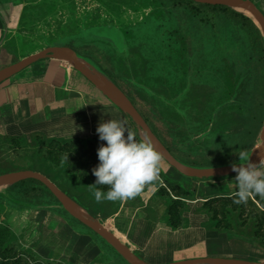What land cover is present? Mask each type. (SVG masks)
I'll return each instance as SVG.
<instances>
[{
  "label": "rangeland",
  "instance_id": "1",
  "mask_svg": "<svg viewBox=\"0 0 264 264\" xmlns=\"http://www.w3.org/2000/svg\"><path fill=\"white\" fill-rule=\"evenodd\" d=\"M12 1L25 4L17 35L19 45L16 42L9 46L16 60L48 47L67 48L69 43L80 50L94 47L100 55L98 64L112 82L122 83L137 94L144 107L187 125V129L195 124L199 104H207V114L208 107L216 106L207 126L196 133L198 138H188L187 134L191 133L174 135V142L182 148L187 149L195 140L205 141L209 146L219 138L224 143L214 150L218 157L229 153L231 158L238 154L242 131L237 130L250 124L251 108L259 99L256 83L260 82L256 76L252 81L249 78L253 51L246 34L243 35L239 28L223 24L206 34H201L198 28L191 41L178 32L176 16L156 0ZM250 1L264 14V0ZM222 104L224 107H220ZM243 116L247 120L242 122ZM216 121L219 125L212 126ZM130 122L125 126L127 131L138 136ZM263 127L264 120L257 132V141L252 136L244 143L247 154L235 165L250 160L262 145ZM139 135L146 138L140 131ZM52 139L57 138L35 132L0 138V175L33 171L36 150L45 149ZM50 167L62 190L98 210L102 218L101 213L107 210L110 201L96 202L91 185L69 176L61 166L51 164ZM160 170L168 179L195 190L193 197L180 198L187 205L180 210L185 219L180 228L175 230L169 226L164 199L156 194L163 187L173 197L160 177L156 185L152 184L139 194L138 200L143 202L141 208H133L138 204L136 199L130 203L121 200L118 214L107 220L93 219L80 210L90 220L116 234L135 256L152 264L165 263L164 259H152L159 247H165L163 255L169 254L220 231L206 212L205 200L197 198L202 189L197 185L199 180L181 176L162 159ZM29 186L0 185V225L13 232L7 241V247L13 251L0 247V263L5 257L19 256L22 264L34 261L41 264H129L107 242L103 243L95 233L56 205L44 188L38 189L32 201L25 200L23 192ZM236 233L254 236L248 228H240Z\"/></svg>",
  "mask_w": 264,
  "mask_h": 264
},
{
  "label": "trees",
  "instance_id": "2",
  "mask_svg": "<svg viewBox=\"0 0 264 264\" xmlns=\"http://www.w3.org/2000/svg\"><path fill=\"white\" fill-rule=\"evenodd\" d=\"M156 1L163 8H166L170 13L176 16L174 20L176 21L178 32L184 39L192 41L193 34L197 32L198 28H200V31H202L201 34H206L208 30L216 29L223 24H228L229 26L234 25L240 29L243 35L244 33L246 34L249 46L253 51V60L251 61V66L249 68V78L252 81L256 76L257 79L260 80L259 83H256L259 99L257 100L256 104H253L254 106L251 108L250 124L244 129L240 128L239 130H237L242 131L241 142L237 145L238 150H236L238 151V154L236 156H232L231 158L228 155L229 153L227 155L223 154V157H218V155L215 154L214 150H216L217 147L221 148V145H223L224 143L219 138H216L215 142H213L209 146H207L208 144L205 141L195 140L193 143H190L188 145L187 149L186 147L182 148V146L179 145L178 142L176 143L173 140L174 135L182 136L185 133H191L187 134L188 138H198L196 133L207 126L210 119V113L215 111L216 106L208 107L207 114L205 110L207 104H199L197 106L199 114L198 116L194 117L195 124L192 128L187 129V125H180L173 120L171 121L168 116L166 117V115L157 112L154 109H148L144 107L135 92H133L131 89H128L117 80L113 79L114 84L139 111L155 136L161 141V143L167 148V150L173 155V157L181 164L189 167L207 168L231 165L239 162L246 156L248 151V148L244 143H247L248 139H251L252 136L254 137V140L257 141V139L255 138H257L258 136L257 132L260 131L264 120V38L259 28L250 18L234 11L229 7L203 5L195 3L191 0ZM71 46L72 45L69 43L67 48L74 50L78 56L93 63L99 68L101 72L106 74L98 64L97 60L99 59L100 55L94 47L86 46L80 50L72 48ZM255 68L257 69V72L255 71ZM220 107H224L223 104ZM217 118L221 117L217 116ZM240 120L243 122L247 120V118L243 116ZM217 125H219L218 121L213 122L212 124V126ZM133 132H135V129L133 130ZM133 134L134 138L138 142L141 141L135 133ZM101 144H106V142L100 141L99 135L85 140H49L45 149L36 150L37 153L35 154L33 159L37 160V162H35V166L32 167V170L43 174L61 189L62 187H60V185L56 183V181L59 180H57V176L55 175V173H52L50 165L54 164L56 166H61V168H63L69 176L77 179L81 183L91 185V193H93L95 190V186L93 185L95 184L97 178L94 176L92 170L99 164L97 149ZM159 177L164 180V182L168 186V189L172 192L171 194L173 195V197H175L173 198L163 187H160L156 192L157 195L161 196L164 199L169 226L172 229L176 230L180 228L183 225V221H185V219H183L181 216L180 210L186 208L187 206L186 202L180 200V198L182 196L193 197L196 193L194 190L185 188L180 183L168 179L161 170L159 173ZM152 184H155V182L145 185L141 192L145 191ZM16 185H30L23 192V197L25 200L32 201V199L36 197L35 193L39 192L38 189L44 188L48 196L53 199V202L56 205H59L52 194L45 188L43 184L38 181L26 180L19 182ZM98 187H100V190L104 193L109 190V187L106 185ZM62 192L68 198L82 207L89 215L97 219L101 218L98 215V210L93 209V207L85 204L76 196L71 195L67 190H62ZM139 194L136 196V198H133L138 201V204L135 207L133 206V208L136 209L143 206V202L138 200ZM197 194L201 195V192H198ZM133 199L126 200L128 201V203H130L133 201ZM234 199L235 197L233 195H230L223 197H214L206 199L204 201V206L207 208L206 212L207 214L209 213L210 219L214 221V227L220 230L219 233L226 232L233 234H239L236 232L240 228H248L249 230L253 231L254 236H247L244 234L239 235L253 238L261 246L264 247V198L258 195H253L247 200L246 203L241 204L234 203ZM121 206V200H118L116 202H108L106 206L107 210L101 213V219L107 220L112 216H116ZM123 207H125V205ZM131 207L132 206H130V208ZM116 229L118 231H121V228L119 226H116ZM10 236H13V232L9 228L0 225V247L9 249L7 247V241ZM102 242L106 244L104 240H102ZM9 251L12 252L13 248H10ZM22 261L23 260H21L19 256H11L3 258L0 264H22ZM31 264L41 263L34 261Z\"/></svg>",
  "mask_w": 264,
  "mask_h": 264
},
{
  "label": "crops",
  "instance_id": "3",
  "mask_svg": "<svg viewBox=\"0 0 264 264\" xmlns=\"http://www.w3.org/2000/svg\"><path fill=\"white\" fill-rule=\"evenodd\" d=\"M24 11L25 4L0 0V65H3L0 71L24 58L16 60L9 47L16 42L19 45L17 35ZM111 119L125 121L126 125L131 123L100 89L72 66L58 60L37 61L0 83V137L35 132L49 138L85 140L99 135L96 132L99 124ZM218 179L199 180L197 185L202 189L197 198L204 201L230 196L237 190L235 177ZM164 251L165 247H159L152 259H164V264L211 257L264 262V247L255 239L226 232L203 238L169 254L163 255ZM243 252L246 255H238Z\"/></svg>",
  "mask_w": 264,
  "mask_h": 264
},
{
  "label": "water",
  "instance_id": "4",
  "mask_svg": "<svg viewBox=\"0 0 264 264\" xmlns=\"http://www.w3.org/2000/svg\"><path fill=\"white\" fill-rule=\"evenodd\" d=\"M198 4L209 5V6H225L239 12L237 9H244L245 11L251 13L255 20L251 19L254 24L259 28L263 38H264V14L256 7V5L250 0H191ZM241 13V12H239ZM243 14V13H241ZM245 15V14H243ZM246 16V15H245ZM248 17V16H246ZM249 18V17H248ZM43 59H53L69 64L75 70H77L82 76L94 84L100 91L105 94L108 99L121 110L133 123L134 127L138 131V137L140 140L143 138L139 135V131L149 138L153 143L155 150L161 156V159L181 176L189 179L197 180H208V179H218V178H228L231 176H236L232 170V166L235 165H225L217 167H207V168H197L189 167L178 162L173 155L167 150V148L161 143V141L155 136L151 131L148 124L145 122L144 118L141 116L139 111L133 106L129 99L121 92V90L109 80L103 72L99 69L92 67L87 60L77 56L72 50L64 47H48L42 49L36 53L30 54L19 60L18 62L5 67L0 71V83L10 79L23 69L32 65L33 63L43 60ZM83 60L87 62L92 71L98 75L102 80H105L104 85H102L98 80H96L93 75L86 71L80 61ZM112 93H115L118 97L115 98ZM262 145L257 149V151L252 155L250 161L253 163H259L260 157L264 154V127L261 132ZM26 180H35L40 182L45 186V188L52 194V196L57 200L59 205L75 220L81 223L83 226L95 233L99 238L107 242L114 251L123 257L129 264H148L144 260L135 256V254L128 248L125 244L119 241L116 234L102 228L98 223L89 219H97L89 215L82 207L68 198L53 182H51L46 176L35 171H18L13 173H7L0 175V185L11 186ZM74 204L75 206H73ZM78 209V210H77ZM80 210L84 211L87 216H84ZM232 235H239L233 234ZM167 264H264V262H249L241 259L232 258H197V259H187L175 261Z\"/></svg>",
  "mask_w": 264,
  "mask_h": 264
},
{
  "label": "clouds",
  "instance_id": "5",
  "mask_svg": "<svg viewBox=\"0 0 264 264\" xmlns=\"http://www.w3.org/2000/svg\"><path fill=\"white\" fill-rule=\"evenodd\" d=\"M125 125V121L111 119L96 129L99 140L106 142L97 149L99 164L92 170L97 178L93 195L98 203L133 199L159 177L161 156L153 143L149 138L138 142ZM232 170L237 173L234 203H246L253 195L264 198V154L259 163L248 160L233 165ZM102 185L109 187L106 193L98 187Z\"/></svg>",
  "mask_w": 264,
  "mask_h": 264
},
{
  "label": "bare ground",
  "instance_id": "6",
  "mask_svg": "<svg viewBox=\"0 0 264 264\" xmlns=\"http://www.w3.org/2000/svg\"><path fill=\"white\" fill-rule=\"evenodd\" d=\"M236 10L239 11V12H241V13H243V14H245V15L248 16L249 18L255 20L254 16H253L251 13L245 11L244 9H237V8H236ZM80 63H81L82 67H83L85 70H87L89 73H91V75H93V77H94L96 80H98L102 85H104V83H103L102 80L98 77V75H96L95 73H93L92 69H91V68H90L85 62L80 61ZM112 95H113L115 98L118 99V97H117V95H116L115 93H112ZM143 137H144V136H143ZM72 205L75 206L74 204H72ZM77 210H78V209H77ZM119 241L122 242L123 244H125L123 241H121V240H119ZM125 245H126V244H125ZM126 246H127V245H126ZM127 247H128V246H127ZM128 248H130V247H128ZM130 249H131V248H130ZM131 251H132V249H131Z\"/></svg>",
  "mask_w": 264,
  "mask_h": 264
}]
</instances>
